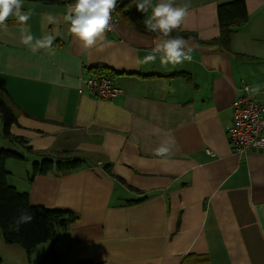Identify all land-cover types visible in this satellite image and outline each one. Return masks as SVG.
Masks as SVG:
<instances>
[{
    "label": "crops",
    "instance_id": "obj_1",
    "mask_svg": "<svg viewBox=\"0 0 264 264\" xmlns=\"http://www.w3.org/2000/svg\"><path fill=\"white\" fill-rule=\"evenodd\" d=\"M222 1L175 0L190 5L179 30L201 41L188 39L193 59L175 66H162L159 56L139 63L162 37L121 17L104 41L85 49L64 19L74 3L26 1L34 37H56L50 48L33 53L21 44L15 17L0 30V86L16 115L10 132L51 158L71 151L92 162L63 176L12 182L32 205L77 214L50 245L55 264H264V153L236 151L226 133L243 87L260 85L249 94L262 96L264 0H244L248 19L231 33L230 51L206 43L219 34ZM38 10L55 22L44 28ZM95 66L115 71L122 94L102 100L77 91ZM161 144L171 147L167 159L154 155ZM130 186L149 198L116 205L141 195ZM50 246L28 256L0 233V264H51L44 262Z\"/></svg>",
    "mask_w": 264,
    "mask_h": 264
},
{
    "label": "trees",
    "instance_id": "obj_2",
    "mask_svg": "<svg viewBox=\"0 0 264 264\" xmlns=\"http://www.w3.org/2000/svg\"><path fill=\"white\" fill-rule=\"evenodd\" d=\"M24 1V0H23ZM31 2H40L42 4L54 5L62 3H74L75 0H25ZM138 0H118L116 13L123 18L131 27L149 35L160 36L159 33H152L141 27L140 21L145 13L136 10L135 4ZM217 19L219 34L216 38L206 41L207 44H217L225 51H230V35L238 27L243 25L247 19V9L244 0H226L217 4ZM172 36H183L184 38L201 43L197 38L196 33L191 31H181L179 29L171 33ZM88 70H97L95 73L114 77L112 69L104 66L89 67ZM8 97L7 91L0 86V118L3 121L2 137L4 140L18 142L22 144L28 151H35L28 143L27 139L21 136L13 135L10 132L11 126L16 123V115L6 102L5 97ZM8 157L26 159L22 154L16 151L4 149L0 147V233L3 240L9 244H17L22 247L29 256L33 250L41 243H47L49 246L59 236L62 230H65L69 225L78 219L77 214L69 209L49 208L44 206L32 205L29 201V193L27 190H18L14 185L7 180L9 171L5 167V161ZM91 161L85 158L72 154L71 151H64L55 158L50 156L43 157L39 161L32 163V170L27 172L26 180L31 182L36 175L55 174L63 176L79 170L83 165H92ZM106 170L113 178L124 182V180L112 174L110 163H105ZM137 194H141L138 198H130L116 205L137 204L149 198V194H145L142 190L131 187ZM22 213H30L33 215L31 223L22 224L19 231H14L10 225ZM48 257V258H46ZM44 262H57L55 252L52 246L47 251ZM81 264H91L90 261L84 260Z\"/></svg>",
    "mask_w": 264,
    "mask_h": 264
},
{
    "label": "clouds",
    "instance_id": "obj_3",
    "mask_svg": "<svg viewBox=\"0 0 264 264\" xmlns=\"http://www.w3.org/2000/svg\"><path fill=\"white\" fill-rule=\"evenodd\" d=\"M118 0H75L74 5L68 10L64 19L70 24V33L78 39L85 49L92 48L98 41L105 40V33L113 28L112 12L117 7ZM136 10L148 13L151 16L145 20V26L152 33H159L162 37L155 43L151 52L146 55L141 64L154 63L159 56L162 66L169 64L175 66L185 61L191 62L193 48L189 46L188 39L183 36H172L171 33L181 27L189 15V4L175 5V0H138ZM33 10H23V0H0V30H7V21L15 17L20 27V43L28 47L33 53L39 49H47L56 39L53 35L36 38L31 33L28 21ZM49 23H54L55 18L48 16ZM260 85L246 89L251 93H258ZM171 154V147L164 144L154 149V155L167 159ZM33 215L22 213L15 219L10 228L19 231L22 224L31 223Z\"/></svg>",
    "mask_w": 264,
    "mask_h": 264
},
{
    "label": "built area",
    "instance_id": "obj_4",
    "mask_svg": "<svg viewBox=\"0 0 264 264\" xmlns=\"http://www.w3.org/2000/svg\"><path fill=\"white\" fill-rule=\"evenodd\" d=\"M116 9L112 12L113 28L117 23ZM77 91L91 95L96 99L112 100L122 94L123 89L118 87L113 78L98 73H93L81 79ZM245 94L232 101V122L226 133L230 143L236 151H259L264 153V88L262 96L255 97L249 94L244 86Z\"/></svg>",
    "mask_w": 264,
    "mask_h": 264
},
{
    "label": "rangeland",
    "instance_id": "obj_5",
    "mask_svg": "<svg viewBox=\"0 0 264 264\" xmlns=\"http://www.w3.org/2000/svg\"><path fill=\"white\" fill-rule=\"evenodd\" d=\"M26 3H31V2H26L25 0L23 1L24 11H26L25 9L26 6H24ZM33 3L37 5V3H40V2L35 1ZM117 16L119 20L120 16L119 15ZM37 17L40 19V22L43 24L44 28L46 27V25H49V20H48V16L46 15V12H42L41 10H38ZM117 25L113 31L116 30ZM49 34H50V31L47 32V35ZM1 119L2 118H0V147L4 149L16 151L17 153L22 154L26 157V159L8 157L5 161V167L7 170L10 171L9 176L11 175V172L13 173L12 176L8 178L9 179L8 182H10V184H13L15 182L14 177H19L22 175H24L25 177L27 176L28 174L27 172H30L32 170V163L38 159V156H40L42 159L43 157H47L49 153L46 151H40L41 152L40 154L37 152H31V151H28L22 144L18 142H15V141L11 142V141L4 140L1 135L2 130H3V121ZM84 158L88 160L90 159L89 157H84ZM128 197H132V196H128Z\"/></svg>",
    "mask_w": 264,
    "mask_h": 264
}]
</instances>
